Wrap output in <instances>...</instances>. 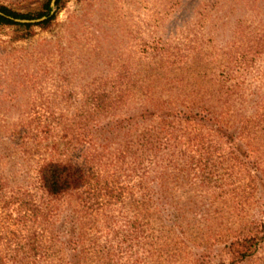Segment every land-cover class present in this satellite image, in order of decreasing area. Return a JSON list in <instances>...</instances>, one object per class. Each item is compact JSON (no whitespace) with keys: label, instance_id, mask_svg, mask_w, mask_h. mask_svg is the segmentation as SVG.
<instances>
[{"label":"rangeland","instance_id":"1","mask_svg":"<svg viewBox=\"0 0 264 264\" xmlns=\"http://www.w3.org/2000/svg\"><path fill=\"white\" fill-rule=\"evenodd\" d=\"M42 1L0 6L36 19ZM54 15L46 27L0 26L1 253L28 250L39 234L43 258L14 262L195 264L212 254L218 264L228 235L242 231L264 199V0H63ZM222 78L234 89L223 98L226 112L252 125L245 136L260 191L241 208L231 194L213 199L216 188L175 189L167 220L154 195L157 173L140 183L142 167L115 160L118 139L106 141L107 126L159 101L214 107ZM98 96L105 109L94 114ZM67 158L92 168L90 188L55 201L54 217H42L44 208L29 213L48 200L39 167ZM240 264H264V243Z\"/></svg>","mask_w":264,"mask_h":264},{"label":"trees","instance_id":"2","mask_svg":"<svg viewBox=\"0 0 264 264\" xmlns=\"http://www.w3.org/2000/svg\"><path fill=\"white\" fill-rule=\"evenodd\" d=\"M49 3L50 0L42 1L38 16L49 14ZM62 4L63 0L56 1L55 12L62 7ZM31 18L29 14H20L0 6V26L28 29L32 25L15 23L13 19ZM54 18L55 15L36 26L46 27ZM173 64L174 60L168 62V65ZM217 84L218 88L214 89L213 95V99H216L214 107L206 106L202 102H189L183 103L182 109H178V103L159 101V104L153 105L152 109H141L135 116L119 121L114 120L107 126L112 137L107 138L106 141L109 143L115 141L113 139H118L117 143L114 142L115 160L122 163L129 159L131 171L142 167L140 183L150 173H157L155 183L157 192L154 195L158 197L160 210L165 213L167 220L171 221L174 216V211L166 207V201L169 192L175 189L185 186L198 190L216 188L217 193L213 195V199H217V196L225 198L226 194H231L241 208L260 191L258 168L251 160V154L255 152V149L249 143L251 139L245 136L246 129H250L252 125H248V122L244 120L240 123L235 121L241 114L239 111L234 115L226 112L228 102L223 101V98L224 96L229 98L234 89L226 87L224 78L217 80L215 85ZM96 101V105L91 110L94 114L105 109L100 105L99 96ZM88 114L91 113L88 112ZM261 119H264V115ZM105 129L106 126H102L99 130ZM101 140L103 141L99 143V147L103 150L108 148L109 145L104 143L106 142L104 138ZM89 141L94 143L92 139ZM92 173V168H87L86 165L68 158L42 164L38 171V184L48 196V200L41 205L43 207L34 206L28 212L35 213L38 209L44 208L42 217L56 216L58 209L54 202L66 195L74 196L87 187L90 188ZM233 178H237V183L232 182ZM0 180H2L1 177ZM0 187H3L2 184ZM146 187L147 185L143 187L144 191ZM100 189L101 187H96L91 190L93 194H96L95 191L99 192ZM151 191L150 188L145 192L146 196L150 197ZM206 198L210 200V195L204 196L203 199ZM201 202L202 209L208 211V205H205L203 200ZM257 202L260 205L256 217L246 222L243 230L238 234L228 235L227 240L221 245L218 264L243 263L253 257L259 245L264 243V199L262 196L258 197ZM30 237L32 238L28 240V250L24 246L25 250L12 251V256L5 252L1 253L0 250V264H7V260H12V264H35L14 262V260L43 258L42 253L37 254L40 249L39 239L43 236L35 234ZM75 244L76 247H71ZM78 244V242L73 243L69 249L75 251ZM209 259L212 260V254L195 264H211Z\"/></svg>","mask_w":264,"mask_h":264},{"label":"water","instance_id":"3","mask_svg":"<svg viewBox=\"0 0 264 264\" xmlns=\"http://www.w3.org/2000/svg\"><path fill=\"white\" fill-rule=\"evenodd\" d=\"M56 1L57 0H50L49 7H50V12L48 15L41 16L36 19H13L15 23H20V24H30V25H37L40 23H43L46 21L48 18L54 15L55 10H56Z\"/></svg>","mask_w":264,"mask_h":264}]
</instances>
